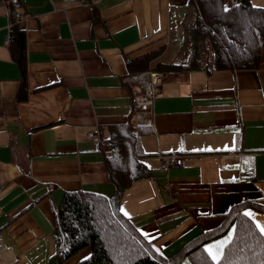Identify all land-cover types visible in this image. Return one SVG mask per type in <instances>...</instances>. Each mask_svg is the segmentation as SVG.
<instances>
[{
    "label": "crops",
    "instance_id": "crops-1",
    "mask_svg": "<svg viewBox=\"0 0 264 264\" xmlns=\"http://www.w3.org/2000/svg\"><path fill=\"white\" fill-rule=\"evenodd\" d=\"M17 1L0 0V264L85 260L89 248L57 258L55 211L67 192L116 194L105 159L118 146L146 169L120 210L165 256L232 206H264V0L245 12L261 37L257 66L234 69L211 35L193 71L161 63L183 66L196 14L211 18L230 0ZM9 27L10 40L23 32L22 53L6 44ZM134 75L158 77L150 124L134 115ZM89 132L113 147L96 148ZM161 155L182 165L161 170ZM249 215L264 234V213ZM231 235L205 246L212 260Z\"/></svg>",
    "mask_w": 264,
    "mask_h": 264
},
{
    "label": "trees",
    "instance_id": "trees-1",
    "mask_svg": "<svg viewBox=\"0 0 264 264\" xmlns=\"http://www.w3.org/2000/svg\"><path fill=\"white\" fill-rule=\"evenodd\" d=\"M230 1L225 10L211 18L196 14L189 30L191 51L187 61L183 66L161 63L166 68L162 70L180 67L193 71L201 68L198 59L200 44L211 35L215 36L234 69L257 66L261 37L245 20L250 0ZM11 34L10 42L15 41L22 53L23 32L14 28ZM110 141L107 140L102 149L113 147L114 143ZM105 164L111 181L117 187L113 197L83 191L67 192L55 211L53 237L59 261L89 248L90 255L80 264H180L184 260L190 264H264V234L249 215L250 211L264 213L263 205L243 202L232 206L219 227L198 233L172 255L165 256L152 241L140 236L120 210L123 189L135 178L144 177L145 167L134 163L128 150L119 146L117 154L107 157ZM128 174L131 176L126 177ZM229 231H232L231 238L223 246L219 259L212 260L205 246Z\"/></svg>",
    "mask_w": 264,
    "mask_h": 264
},
{
    "label": "built area",
    "instance_id": "built-area-1",
    "mask_svg": "<svg viewBox=\"0 0 264 264\" xmlns=\"http://www.w3.org/2000/svg\"><path fill=\"white\" fill-rule=\"evenodd\" d=\"M18 1L12 0V7H18ZM11 18L20 19V14L16 10L9 11ZM10 40V27L6 35V44ZM136 87L132 92L131 104L133 106L134 115L138 122L150 124L152 119L151 108L153 107V98L157 96L158 77L156 75L144 76L134 75L127 79ZM96 132H89L88 137L91 138L96 148H102L107 145L105 139L99 138ZM160 169L167 170L172 167H180L182 159L179 156L161 155L159 156Z\"/></svg>",
    "mask_w": 264,
    "mask_h": 264
},
{
    "label": "rangeland",
    "instance_id": "rangeland-1",
    "mask_svg": "<svg viewBox=\"0 0 264 264\" xmlns=\"http://www.w3.org/2000/svg\"><path fill=\"white\" fill-rule=\"evenodd\" d=\"M135 229H136V228H135ZM136 230H137V229H136ZM140 236L143 237L141 234H140ZM143 238H145V237H143ZM145 239H146V238H145ZM149 241H151V240H149ZM180 264H181V263H180Z\"/></svg>",
    "mask_w": 264,
    "mask_h": 264
},
{
    "label": "snow or ice",
    "instance_id": "snow-or-ice-1",
    "mask_svg": "<svg viewBox=\"0 0 264 264\" xmlns=\"http://www.w3.org/2000/svg\"><path fill=\"white\" fill-rule=\"evenodd\" d=\"M262 231H264V229H262Z\"/></svg>",
    "mask_w": 264,
    "mask_h": 264
}]
</instances>
